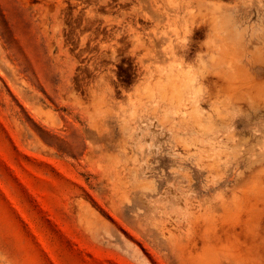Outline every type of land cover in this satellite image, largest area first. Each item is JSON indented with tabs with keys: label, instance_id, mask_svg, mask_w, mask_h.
Instances as JSON below:
<instances>
[{
	"label": "rangeland",
	"instance_id": "obj_1",
	"mask_svg": "<svg viewBox=\"0 0 264 264\" xmlns=\"http://www.w3.org/2000/svg\"><path fill=\"white\" fill-rule=\"evenodd\" d=\"M0 264H264V0H0Z\"/></svg>",
	"mask_w": 264,
	"mask_h": 264
},
{
	"label": "bare ground",
	"instance_id": "obj_2",
	"mask_svg": "<svg viewBox=\"0 0 264 264\" xmlns=\"http://www.w3.org/2000/svg\"><path fill=\"white\" fill-rule=\"evenodd\" d=\"M141 40V39H140Z\"/></svg>",
	"mask_w": 264,
	"mask_h": 264
}]
</instances>
